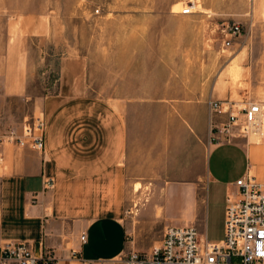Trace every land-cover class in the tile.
<instances>
[{
	"label": "rangeland",
	"instance_id": "1",
	"mask_svg": "<svg viewBox=\"0 0 264 264\" xmlns=\"http://www.w3.org/2000/svg\"><path fill=\"white\" fill-rule=\"evenodd\" d=\"M230 23L240 31L225 46ZM209 99L264 106V0H0V129L123 118L136 250L159 245L167 214L182 216L166 181L192 178L200 208ZM137 180L144 189L134 193Z\"/></svg>",
	"mask_w": 264,
	"mask_h": 264
},
{
	"label": "crops",
	"instance_id": "2",
	"mask_svg": "<svg viewBox=\"0 0 264 264\" xmlns=\"http://www.w3.org/2000/svg\"><path fill=\"white\" fill-rule=\"evenodd\" d=\"M127 133L121 117H56L45 121L42 150L2 144L0 243L26 241L36 251L50 249L57 264H118V256L136 249L127 225ZM246 173L264 183V142H209L200 208L192 178L166 181V200H183V212L176 219L167 214L164 226L194 224L202 238L219 241L225 196L236 192V179ZM47 178L53 180L50 188L44 186Z\"/></svg>",
	"mask_w": 264,
	"mask_h": 264
},
{
	"label": "built area",
	"instance_id": "3",
	"mask_svg": "<svg viewBox=\"0 0 264 264\" xmlns=\"http://www.w3.org/2000/svg\"><path fill=\"white\" fill-rule=\"evenodd\" d=\"M186 4L182 14L193 12ZM240 31L237 23L221 29L222 45L230 46ZM210 111L209 142H231L242 139L249 143L254 136H262L264 106L260 101H248L242 106L235 101L208 100ZM252 141V140H251ZM44 148V122L33 118L17 131L13 127L0 129V146ZM53 180L47 178L44 186L50 188ZM237 190L225 196L223 236L211 242L202 238L194 224L163 226L160 243L148 251L130 249L116 259L118 264H264V183L246 173L235 181ZM85 241V234L80 235ZM0 264H57L50 249L36 251L26 241L0 243ZM83 264H92L83 262Z\"/></svg>",
	"mask_w": 264,
	"mask_h": 264
},
{
	"label": "bare ground",
	"instance_id": "4",
	"mask_svg": "<svg viewBox=\"0 0 264 264\" xmlns=\"http://www.w3.org/2000/svg\"><path fill=\"white\" fill-rule=\"evenodd\" d=\"M194 6H195V3H193V7L192 8H194ZM229 71L231 73H235L236 74L237 71H238V69L235 66H231L230 69H229ZM263 125H264V115H263V118H262V126ZM250 140H258V136H254V138H252ZM142 186H143V184L140 181H136L133 184L132 188H133L134 192H139V190L142 188Z\"/></svg>",
	"mask_w": 264,
	"mask_h": 264
}]
</instances>
